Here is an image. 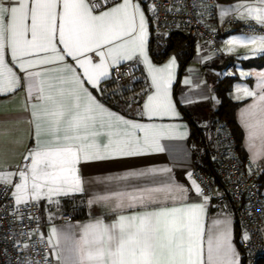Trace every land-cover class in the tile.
I'll return each mask as SVG.
<instances>
[{
    "label": "snow or ice",
    "instance_id": "6c2138e0",
    "mask_svg": "<svg viewBox=\"0 0 264 264\" xmlns=\"http://www.w3.org/2000/svg\"><path fill=\"white\" fill-rule=\"evenodd\" d=\"M257 2L260 6L237 5L235 11L239 19L254 20L264 33V0ZM94 7L98 5L92 6L88 0H0V94L15 92L20 86V78L6 63L10 51L12 61H18L27 72L29 92L36 101L31 105L36 142L25 155L27 163L14 184L12 195L17 205L81 193L82 162L163 151L160 138L175 134L172 126L128 120L93 95L92 90L102 91L101 81L109 77L110 67L139 57L154 90L141 114L149 118L178 115L171 98L175 57L163 67L152 63L140 4L119 0L100 14L94 13ZM227 43L253 45L252 55L264 54V34L234 36ZM233 50L228 49L229 53ZM34 65L46 67L30 71ZM256 75L259 95L238 89L255 97L242 113L250 148L256 136L264 137V72ZM257 113L260 119L253 122L251 117ZM42 134L47 139L41 140ZM258 155L254 154V160ZM13 175L0 172V183L11 184ZM188 178L203 203H184L188 189L175 184L139 192L109 190L94 196L89 205L107 208L113 213L110 222L97 217L81 225L79 234L53 227L45 247L58 264H240L226 223L215 221L205 236L209 197L191 179L192 173ZM169 198L178 206L152 207ZM138 207L141 210H136ZM127 210L131 211L125 214ZM249 239L245 232L242 240Z\"/></svg>",
    "mask_w": 264,
    "mask_h": 264
},
{
    "label": "crops",
    "instance_id": "0c3cea01",
    "mask_svg": "<svg viewBox=\"0 0 264 264\" xmlns=\"http://www.w3.org/2000/svg\"><path fill=\"white\" fill-rule=\"evenodd\" d=\"M134 2L140 4L145 14L148 31L147 51L152 63L156 67H163L171 58L175 57L176 66L174 79L171 84V98L178 115L149 118L141 114L147 96L154 90L151 88V77L148 74V70L139 57L135 58L140 62L142 83L145 87L139 101L123 102L119 107L105 101L102 95L103 86L111 77L112 67L109 69V77L101 81L100 88L102 91L92 90L93 95L106 108L128 120L144 124L172 126L175 134L160 138L159 145L163 151L149 150L141 155L117 156L103 160L82 162L79 165V169L83 181V192L69 196L53 197L51 201L47 198L38 200L41 205L43 231L46 236L50 234L53 227L60 231L72 229L79 234L81 225L97 217L103 218L105 222H110L113 219V213L107 208L99 204L89 205V200L93 199L94 196L104 195L109 190L139 192L144 189L162 188L168 184H175L188 189L184 203H203V198L197 196L192 189L188 173H192L195 165H202L204 168L213 166L212 161L214 162L215 157V112L220 103L215 86L221 78L227 75L238 77L231 86L229 96L238 102L236 118L243 130L239 149L242 164L247 168L250 162L260 163L264 161V137L256 136L251 141L253 147L250 148L247 129L244 126L245 117L242 115L254 103L255 97H247L242 91H238V89L247 88L259 95L260 89L257 87L258 76L256 74L264 72V65L247 67L243 64L242 60L244 59L242 57L249 55L252 58L261 54L252 55L253 45L245 47L227 43L232 37L246 33L234 31L220 37L218 41L219 47L224 54L220 59L213 56V52L206 42L195 40L189 46V57H186L187 51L185 48L180 51L172 50L160 61H157L153 56L152 49L154 47V52L162 55L166 48V43L155 42L154 37L157 39L162 37L156 36L152 30V5L144 0H134ZM237 5L260 6L257 0H217L220 20L235 14L239 22L249 21L256 24L251 19H239L235 11ZM111 6L98 12L94 11V13L100 14ZM225 10H227V14L222 15ZM257 26L261 28L260 25ZM258 34L264 33L260 32ZM230 47L234 49L231 53L228 51ZM89 55L94 54L89 53ZM185 57L187 59L181 66ZM30 58L34 59L35 57ZM67 60L72 63L71 58H67ZM126 61L129 60L121 61L119 64ZM6 63L13 68V71L20 78V86L15 92L0 94V172L14 173L15 175L12 176L11 180L13 182L16 179L15 183H18V173L25 166L24 157L34 147L36 142L34 136L35 125L31 115L33 111L31 105L36 101L34 94L29 92L30 81L27 78V72L19 67L18 61H12L10 51L6 54ZM44 67L46 66L34 65L29 70L42 71ZM229 68H233V71H230ZM241 73L250 75H241ZM185 81H189V83H185ZM185 113H189L192 116L194 123L185 117ZM258 119H260L259 113L251 117L253 122ZM195 125L201 131L200 140H204V144L193 137V127ZM40 139L44 140L47 137L42 134ZM256 153H259V155L254 160V154ZM165 169L168 171H164ZM140 173H144V175H139ZM261 176V193L264 197V172ZM191 179H194L193 174ZM220 194L226 198L228 206H222L217 199L207 201L204 217L205 236L208 230L213 227L215 221H220L222 224L226 223L231 232L232 243L239 253L240 264H244L240 243L244 241L242 240V235L246 230L238 224L232 200L224 191L221 190ZM157 206H178V202L170 198L162 199L158 205H153L152 207ZM74 208L84 210L85 215L78 218L75 216L65 221H56L62 213L71 211ZM136 210L141 209L138 207ZM129 211L131 210H127L125 214H128ZM51 255L57 262L52 252Z\"/></svg>",
    "mask_w": 264,
    "mask_h": 264
},
{
    "label": "built area",
    "instance_id": "2783aa9c",
    "mask_svg": "<svg viewBox=\"0 0 264 264\" xmlns=\"http://www.w3.org/2000/svg\"><path fill=\"white\" fill-rule=\"evenodd\" d=\"M88 1L92 6L98 5L94 7V11L98 12L119 0ZM144 1L149 2L152 8L154 6L151 26L156 36L181 33L204 41L217 59L224 56L219 47L220 37L234 31L246 34L262 32L252 22H239L235 14L220 20L217 0ZM229 70L233 71V68ZM110 80L117 90L105 87L102 91L105 98H114L117 92H129L138 97L145 89L143 83L137 86L142 74L140 62L136 58L112 67ZM214 134L215 173H210L202 165H195L193 177L210 201L217 199L222 206L227 207L226 198L220 191L229 196L239 226L250 237L249 240L241 241L244 264H259V260L264 257V197L260 179L264 172V161L250 162L247 168L243 166L237 139L225 119L215 118ZM26 163L24 161V165ZM15 182L16 179L11 184L0 183V264H58L45 247L47 236L43 231L40 203L30 201L17 205L12 195ZM77 214L78 209L74 208L62 213L56 221L69 220ZM24 244L29 247L24 248Z\"/></svg>",
    "mask_w": 264,
    "mask_h": 264
},
{
    "label": "trees",
    "instance_id": "16d2710c",
    "mask_svg": "<svg viewBox=\"0 0 264 264\" xmlns=\"http://www.w3.org/2000/svg\"><path fill=\"white\" fill-rule=\"evenodd\" d=\"M161 38V37H160ZM155 42H165L166 43V48L164 50V53L162 55H158L154 52V47H153V56L155 58V60L160 61L163 57L166 56V54L172 50L174 51H180L186 48V57H189V46L195 42V39H193L192 37L186 36L184 34L181 33H173L170 36L167 37H162L161 39H157L156 37H154ZM165 40V41H164ZM164 43V44H165ZM168 44V45H167ZM183 58L182 64L181 66H183L185 59L187 58ZM243 64L247 67H251V66H263L264 65V54L258 55L256 57H252L249 59H244L242 60ZM237 76L235 75H227L223 78H221L217 83H216V93L220 99V103L219 106L215 112V118L219 117L222 119H225L229 125L232 128V131L237 139L238 145H239V149H240V143L242 142V137H243V130L241 128V126L239 125L237 118H236V108L238 105V102L234 101L230 96H229V91L231 89V86L233 85V83L237 80ZM140 83H142V80H140L137 84V86L140 85ZM112 86H114V82L111 81L110 79L108 81L105 82L103 89L105 87H110L113 88ZM129 92H122V94L120 96H115L114 98H105V101L116 106L119 107V105L123 102H129L132 101L129 98ZM142 96V95H141ZM185 117H187L192 123H194L192 116L189 113H185ZM201 131L199 130V128L195 125L193 127V137L195 138V140H200L201 137ZM201 142H203V144L205 143L204 140H200ZM213 166L212 167H206V170L209 171L210 173L214 174L215 173V159L214 162L212 161ZM262 177V176H261ZM262 179V178H260ZM84 210H78V214L76 215V217H82L84 216ZM241 246V251L243 252V247H242V243H240ZM244 263V260H243ZM259 264H264V257H262L259 260Z\"/></svg>",
    "mask_w": 264,
    "mask_h": 264
},
{
    "label": "rangeland",
    "instance_id": "374dc122",
    "mask_svg": "<svg viewBox=\"0 0 264 264\" xmlns=\"http://www.w3.org/2000/svg\"><path fill=\"white\" fill-rule=\"evenodd\" d=\"M193 39H194V38H193ZM195 40H196V39H195ZM197 41H199V40H197ZM140 86H141V85H140ZM140 86H139V87H140ZM112 87H113L114 90H117V88H115V86H112ZM121 94H122L121 92H117V93H116L117 96H120ZM135 94H136V93H135ZM141 94H142V93H140L139 95L137 94L138 97H137V96H134V95H132V94H129L128 96H129L130 99H132L131 97L134 96L133 99H132V101H139L140 98H141Z\"/></svg>",
    "mask_w": 264,
    "mask_h": 264
}]
</instances>
